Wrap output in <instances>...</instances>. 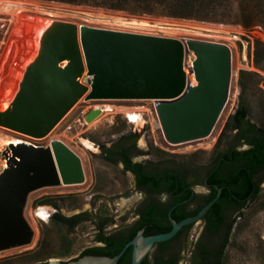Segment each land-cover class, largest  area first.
<instances>
[{"label": "water", "instance_id": "water-1", "mask_svg": "<svg viewBox=\"0 0 264 264\" xmlns=\"http://www.w3.org/2000/svg\"><path fill=\"white\" fill-rule=\"evenodd\" d=\"M191 53L196 59L189 66ZM231 79L232 54L223 43L54 21L44 31L16 97L0 111V127L42 139L81 99L154 100L165 139L189 143L212 133L228 101ZM4 152L9 160V154L13 156L0 174V252L33 243L35 232L25 217L33 192L85 181L80 157L62 141L49 147L10 145ZM221 192L218 188L215 199L196 216L172 220L168 233L145 236L140 231L114 257L85 255L40 264H118L130 247L131 264H143L155 244L203 218Z\"/></svg>", "mask_w": 264, "mask_h": 264}, {"label": "rangeland", "instance_id": "rangeland-1", "mask_svg": "<svg viewBox=\"0 0 264 264\" xmlns=\"http://www.w3.org/2000/svg\"><path fill=\"white\" fill-rule=\"evenodd\" d=\"M19 1L30 4L28 5L29 11L24 12L25 16L46 18L49 22L75 23L79 27L89 26L148 35L173 36L161 29L140 30L95 20L88 21L85 16L86 13L119 16L130 20L137 18V20H146L152 23H161L164 20L165 23L168 22L167 24L193 25L187 29L190 31L189 33L177 34L172 38L195 39L228 45L232 54V79L228 101L212 133L204 139L189 143L176 145L165 139L161 126H157L160 120L154 100L81 99L53 131L42 139L20 135L0 127V132L29 142L30 145L36 147H49L55 140L62 141L80 157L85 175V181L81 184L46 187L29 196L25 217L35 232L34 241L25 247L1 251L0 264L47 263L53 259L69 262L80 258L83 252L89 248L102 246L101 243L97 242V224H105L106 220H113L114 224L107 227L105 231L116 233L134 221L135 211L142 196L136 190L132 176L126 174L119 163H111L107 160L113 146L122 137L127 136L126 140L131 143H134L133 141L136 139L137 154L140 156L137 161H149L158 170L176 168L192 171L197 166L202 168L199 169V172H203V168L211 165L219 154L236 144L235 130L228 129L223 135L222 133L228 120L240 105L246 104L249 107V118L252 122L264 126V61L257 62L256 59L257 43L264 46V22L246 27L240 22L217 23L196 19L139 15L125 11L46 0ZM262 1L226 0L221 11L225 13L227 19L241 18L244 13L243 8L256 11L259 9L258 7L263 6ZM50 13L55 16L50 15ZM196 24L226 28L230 30L231 36L236 39L234 41L221 39L218 36H226V34L208 31H203L204 35L198 36L195 33L194 25ZM14 30L15 24L12 17L7 13H1L0 66L4 62L12 39H14L12 34ZM26 35L29 34L26 32ZM20 48L27 49L24 40H21ZM37 49L38 42L33 58ZM28 51L30 54L33 50L29 48ZM195 59V55L191 53L188 58V65H193ZM29 62L27 66L30 64ZM21 66L20 60L14 64L17 69ZM242 72L249 74L245 76L247 86L245 91H242L240 83ZM22 73L23 70L21 71V78L23 79ZM186 73H189L188 69H186ZM12 75L13 72L1 73L0 81L1 79L3 81L0 83L5 84L4 80L10 79ZM191 77L195 79L194 75ZM15 97L16 95L12 101ZM10 103H8L9 106ZM97 108H106L110 111L90 119L93 111ZM119 108H141L142 113H140L139 121L132 122L125 113L117 110ZM246 148L247 146L240 147V149ZM4 151L6 149L4 150L0 146V162L9 165V159L5 156ZM196 189L199 191L200 187ZM40 210L46 213L45 219L36 217ZM57 212L66 217L82 215L85 220L70 230L65 225L54 221L53 216ZM201 230L199 228L191 232L189 244L192 236H197ZM222 264H264V182L261 185L259 195L244 207L240 216L234 219Z\"/></svg>", "mask_w": 264, "mask_h": 264}, {"label": "trees", "instance_id": "trees-1", "mask_svg": "<svg viewBox=\"0 0 264 264\" xmlns=\"http://www.w3.org/2000/svg\"><path fill=\"white\" fill-rule=\"evenodd\" d=\"M52 2L68 3L73 5H85L97 8H105L113 11H125L131 14L163 16L177 19H196L204 22H235L242 23L246 27H250L259 22H264V0L261 2L262 7H258L256 11H250L249 8H243V15L241 18H228L225 13L221 11L224 0H46ZM261 6V5H260ZM256 59L257 62L264 61V46L257 43L256 45ZM249 74L242 72L240 80L242 91L246 90L245 76ZM250 110L246 104L240 105L236 112L228 120L225 129L236 131V144L230 147L225 152L218 155L219 158L225 157L232 165L227 175L216 174L213 177L214 182L220 186L228 185L230 190L225 189L223 195L236 196L243 202L241 205L248 203L255 199L261 192V185L264 182V126L254 123L249 118ZM135 136V135H131ZM136 137V136H135ZM128 137L124 136L119 140V143L126 140ZM134 148H136V139L133 141ZM242 146H247L246 149H240ZM128 165L140 175L143 164H132L128 156L125 157ZM107 160H110L108 157ZM164 177L170 180L167 186L168 190H180L185 185H177L174 183V178L171 176V170H164ZM153 178L151 186L154 189H159L161 183L157 177ZM151 179L142 177L140 179L141 186L149 182ZM177 190V191H178ZM215 197L217 189H214ZM221 198L212 208L211 213L221 214L222 200ZM212 197V198H213ZM54 221L65 225L67 228L74 229L78 224L85 220L82 215H75L73 217H66L57 212L54 216ZM113 220H106L105 224L98 225L97 242L102 246H96L87 249L83 252L82 256L95 255V256H109L114 257L119 254L124 246L136 235L138 230L146 228V234L164 233L171 230L172 226H164L155 214L149 212L144 216L133 234L127 239L118 240L115 235L108 234L105 230L107 227L113 225ZM233 224L228 229L226 241L219 254V259L216 264H222V259L225 252V247L228 243L229 234L232 230ZM131 249H129L121 258L118 264H131ZM40 264V263H35Z\"/></svg>", "mask_w": 264, "mask_h": 264}, {"label": "flooded vegetation", "instance_id": "flooded-vegetation-1", "mask_svg": "<svg viewBox=\"0 0 264 264\" xmlns=\"http://www.w3.org/2000/svg\"><path fill=\"white\" fill-rule=\"evenodd\" d=\"M137 153V144L136 148H134L133 143L123 140L113 146V150L109 156L110 160H108L111 163H119L124 172L132 176L135 188L142 196L135 211L134 221L116 233H108L115 235L118 240L129 238L148 211L155 214L164 226L171 225L173 228L172 220L181 222L184 219L196 216L207 204L215 199L218 194V188H222L219 200L223 199L225 189L230 190L228 185L220 186L218 183L212 181L217 173L219 175H227L229 173L232 165L225 157H217L211 165L203 168V172H199V169L202 168L197 166L192 171L176 168L158 170L149 161H137V158L140 157ZM126 156L129 157L132 164H143L140 175L128 165L125 159ZM164 170H171V176L176 180L174 183H177L179 187L181 185L185 186L180 190L177 189L178 191L168 190L167 186L170 180L164 177L165 175L162 173ZM158 174L161 175L157 177L161 183V187L154 189L151 184L154 181L153 178ZM142 177L151 180L141 186L140 179ZM198 187H200L199 191L196 189ZM214 189H217L215 197H213ZM240 203H243L240 198L226 196L222 200L221 214L211 213L214 204L203 218L195 223L184 226L172 239L155 244L143 261V264H180L182 262L183 264H216L226 241L229 227L234 224V219L240 216L241 211L248 204L246 203L242 206ZM196 225L202 230L197 236H192L189 244L191 231ZM140 231H144L145 236L163 234H146L147 229L142 228L138 230L136 235ZM129 249H131L132 261V248L130 247Z\"/></svg>", "mask_w": 264, "mask_h": 264}, {"label": "bare ground", "instance_id": "bare-ground-1", "mask_svg": "<svg viewBox=\"0 0 264 264\" xmlns=\"http://www.w3.org/2000/svg\"><path fill=\"white\" fill-rule=\"evenodd\" d=\"M28 5H30V4L27 2H24V1H19V0H0V14L1 13L9 14L12 17V21L15 24V30L12 33L14 36V39H12L13 41L9 45V49L7 48L8 51H7V54L5 55V58L3 60L4 62L0 66V74L1 73L8 74L9 72H13V75L10 79L4 80L5 84L0 83V111H5L9 107L8 103L12 102L13 97L16 95V93L20 87V82L22 80L21 71L23 70V73H22V77H23L28 62L30 61L29 63H31L35 59V57L37 56V53H38L39 48H40L41 37H42L44 31L51 24V22H49V20L46 18L34 17V16H29V17L25 16L24 12L29 11ZM35 7H37V6H35ZM71 8H73V7H71ZM50 15H53V14L50 13ZM53 16H55V15H53ZM85 16L87 17L86 20H88V21L95 20V21H99V22H105V23L110 24V25L140 29V30L161 29L164 32H166L170 35H173V36L177 35V34H187L190 32L187 29L193 27V25L182 26V25H178V24H167L168 22L166 21V23H165L164 20H162L163 22H161V23H159V22L152 23V22H149L146 20H137V18L130 20V19H126V18H121L119 16L118 17L107 16L106 14L93 15V14H87L86 13ZM183 22H185V21H183ZM93 23H94V21H93ZM194 26L196 29L195 33L198 36L204 35L203 31H208V32H217L220 34L221 33L226 34V36H223V35L218 36L221 39H226V40H230V41H234V39H236V38H233L231 36L230 30L223 28V27L205 26V25L203 26L201 24H196ZM26 32L29 35H26ZM160 35H161V33H160ZM21 40L25 41L27 49H21L20 48ZM37 42H38V49H37L35 57L33 58V55H34L33 53L36 51V48H37ZM233 44H235V43H233ZM29 48L31 50H33L32 53H30V54L28 51ZM32 58H33V60H32ZM19 60L22 64V66L19 69H17L14 67V64L16 62H18ZM190 78H192L191 80H192L193 86H197L198 81H196V78L194 79L191 76H190ZM1 81H3V80L1 79ZM117 110H120L121 112L125 113L126 116L132 122H138L139 118L141 116L140 113H142L141 108H121V109L119 108ZM106 111H110V110H108L106 108H103V109L97 108L93 111L92 115L90 116V119L92 117H95L98 115L100 116L103 112H106ZM88 123H90V122H88ZM94 124H95V122H94ZM157 126H161V124L157 123ZM22 144H25V145L28 144V146H33L32 144L30 145L29 142L22 141L19 138L12 137V135L9 136L8 134L0 132V146L2 149L5 150L6 147L10 146V145H13L15 147H19V145H22ZM12 156H13L12 153L9 154L10 160L12 159ZM10 160H9V162H10ZM4 165H5L4 162H0V171L2 170L1 173H3L5 170H7L9 168V165H5V166ZM46 216H47L46 213L42 210L38 211V214H36V217H40V218H44V219L46 218Z\"/></svg>", "mask_w": 264, "mask_h": 264}]
</instances>
